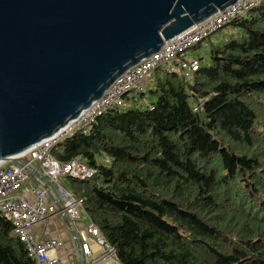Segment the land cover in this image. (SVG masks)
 I'll return each mask as SVG.
<instances>
[{
    "label": "trees",
    "instance_id": "1",
    "mask_svg": "<svg viewBox=\"0 0 264 264\" xmlns=\"http://www.w3.org/2000/svg\"><path fill=\"white\" fill-rule=\"evenodd\" d=\"M226 25L190 79L155 68L51 148L93 169L61 187L120 264H264V0ZM0 264H34L1 212Z\"/></svg>",
    "mask_w": 264,
    "mask_h": 264
},
{
    "label": "water",
    "instance_id": "2",
    "mask_svg": "<svg viewBox=\"0 0 264 264\" xmlns=\"http://www.w3.org/2000/svg\"><path fill=\"white\" fill-rule=\"evenodd\" d=\"M234 1L0 0V160L60 133L126 68Z\"/></svg>",
    "mask_w": 264,
    "mask_h": 264
},
{
    "label": "built area",
    "instance_id": "3",
    "mask_svg": "<svg viewBox=\"0 0 264 264\" xmlns=\"http://www.w3.org/2000/svg\"><path fill=\"white\" fill-rule=\"evenodd\" d=\"M259 2L260 0H235L223 9L216 10V13L164 40L158 50L115 77L101 96L81 110L61 133L46 137L27 150L15 154L12 161L0 160V212L10 220L12 233L23 243L27 255L34 260V264L55 262L57 260L55 248L61 242L51 237L37 239L32 232L33 225L52 213L63 214L70 220H79L81 210L83 211L82 198L62 188L59 178L63 176L73 179L88 178L94 172L77 156L67 161L55 159L51 155L52 146L61 136L71 133L78 126L87 125L108 109L124 107L127 104L125 95L139 92L143 80L155 68H160L166 73L173 71L185 79H190L191 73L199 66L197 58L202 53L185 56V50L196 48L202 40L232 20L244 16ZM38 169L41 173H38ZM43 184H46L47 191L42 188ZM83 223V229L80 231L83 242L78 246L80 251L85 254L89 252L87 243L89 236L103 249L104 256L115 258L118 262L114 250L103 238L97 224L87 215L83 218Z\"/></svg>",
    "mask_w": 264,
    "mask_h": 264
},
{
    "label": "crops",
    "instance_id": "4",
    "mask_svg": "<svg viewBox=\"0 0 264 264\" xmlns=\"http://www.w3.org/2000/svg\"><path fill=\"white\" fill-rule=\"evenodd\" d=\"M79 220H63L60 213L49 214L48 217L33 225L32 232L37 239L56 238L61 244L55 248L57 260L52 264H117L115 258L104 256L103 249L88 236V253L77 251L76 246L83 242L80 231L83 229V218L86 214L81 210ZM95 260V261H93Z\"/></svg>",
    "mask_w": 264,
    "mask_h": 264
},
{
    "label": "rangeland",
    "instance_id": "5",
    "mask_svg": "<svg viewBox=\"0 0 264 264\" xmlns=\"http://www.w3.org/2000/svg\"><path fill=\"white\" fill-rule=\"evenodd\" d=\"M232 29L231 26L225 25L221 29L217 30L215 33L211 34L208 38L202 40L199 45L196 46V48H189L185 50L184 55H194L195 53H202V55L207 56L208 55V50H209V42L214 41L221 33L226 32L228 30ZM149 77L147 76L143 82H142V88L145 89L147 85H149ZM38 173H41V171L38 169ZM45 181H48L46 178H44ZM67 178L65 176L59 178V184L63 185V182H66ZM32 181L34 179L32 178Z\"/></svg>",
    "mask_w": 264,
    "mask_h": 264
},
{
    "label": "bare ground",
    "instance_id": "6",
    "mask_svg": "<svg viewBox=\"0 0 264 264\" xmlns=\"http://www.w3.org/2000/svg\"><path fill=\"white\" fill-rule=\"evenodd\" d=\"M64 130V129H63ZM63 130H61V131H63ZM61 133V132H60Z\"/></svg>",
    "mask_w": 264,
    "mask_h": 264
}]
</instances>
